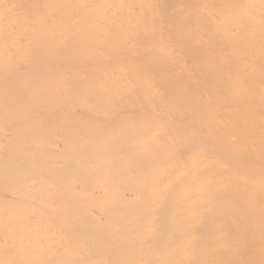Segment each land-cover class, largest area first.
Returning <instances> with one entry per match:
<instances>
[{
  "label": "bare ground",
  "instance_id": "bare-ground-1",
  "mask_svg": "<svg viewBox=\"0 0 264 264\" xmlns=\"http://www.w3.org/2000/svg\"><path fill=\"white\" fill-rule=\"evenodd\" d=\"M0 264H264V0H0Z\"/></svg>",
  "mask_w": 264,
  "mask_h": 264
}]
</instances>
